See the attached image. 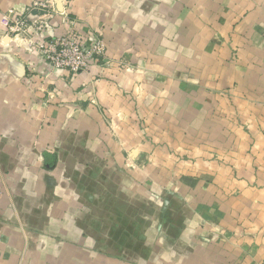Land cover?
Returning a JSON list of instances; mask_svg holds the SVG:
<instances>
[{
    "label": "crops",
    "instance_id": "obj_1",
    "mask_svg": "<svg viewBox=\"0 0 264 264\" xmlns=\"http://www.w3.org/2000/svg\"><path fill=\"white\" fill-rule=\"evenodd\" d=\"M33 1L0 0V19ZM55 5L80 38L104 32L113 65L68 75L0 41V264H248L264 240L246 230L264 225V0Z\"/></svg>",
    "mask_w": 264,
    "mask_h": 264
},
{
    "label": "built area",
    "instance_id": "obj_2",
    "mask_svg": "<svg viewBox=\"0 0 264 264\" xmlns=\"http://www.w3.org/2000/svg\"><path fill=\"white\" fill-rule=\"evenodd\" d=\"M26 13L36 15L35 20L30 21ZM56 14L65 17V23L69 26L65 34H55L52 31L50 20ZM3 17L5 21L1 22L5 26L4 31L16 34L9 37L14 45L42 55L52 69L76 75L88 71L93 65H101L107 61L106 44L95 34L101 31H92L88 39L80 38L75 32L76 20L69 18L67 14L59 13L53 0L33 1L26 10L11 8ZM32 29L36 32L45 30L44 38L36 37ZM35 77L32 71L29 78L32 81Z\"/></svg>",
    "mask_w": 264,
    "mask_h": 264
},
{
    "label": "rangeland",
    "instance_id": "obj_3",
    "mask_svg": "<svg viewBox=\"0 0 264 264\" xmlns=\"http://www.w3.org/2000/svg\"><path fill=\"white\" fill-rule=\"evenodd\" d=\"M36 1V0H35ZM53 2H55V0H53ZM56 6V5H55ZM29 7V6H28ZM27 7V8H28ZM11 8H14V9H20V10H23L22 8H20V7H17L16 5H12V6H10L9 8H8V10L9 9H11ZM24 10H26V9H24ZM6 13V12H5ZM5 13H3V15L1 16V19H0V21H2V22H4L5 21V19H3L4 17V15H5ZM1 22V23H2ZM98 30H100L101 32H96L95 34H98L99 36H100V38L101 39H103L104 40V42H105V44H106V40H105V36H104V32L101 30V29H98ZM12 37V36H16V34H14L13 35V33H8V32H6V31H0V40H3V43H5L6 41V38L8 39L9 37ZM14 38V37H13ZM105 58L107 59V61H105L103 64H99V65H95V66H100V67H111L112 65H113V61H112V59H110V57H108V55H107V44H106V55H105ZM118 63V66L119 67H121V69H127L130 65H129V63H127V62H123V61H119V62H117ZM138 83H140V82H138ZM202 90H206V91H208L209 90V88H208V86L207 85H205V84H203L202 86ZM137 96V97H136ZM135 96V102H137V103H139V102H141V103H143V101H144V96L143 95H139V94H137ZM109 116H107V114H106V119L108 118ZM140 117H143V116H140ZM109 119V118H108ZM108 126H109V131L112 133V135L113 134H116V130H117V128L116 127H114L113 125H112V122H111V119H109V123H108ZM188 126V128H183V129H181V130H186V129H188L189 131H191L192 132V130L194 131V129L192 128V126H189V125H187ZM116 129V130H115ZM140 130H141V132L139 133V134H143V127L142 126H140ZM196 130V129H195ZM191 132H190V135H191ZM199 134H200V139H202V140H207L208 138H207V136H208V134H209V132H208V129H206V128H201V129H199ZM206 146H209V143H206ZM198 148V147H197ZM196 148V149H197ZM198 151H199V153H201L202 155H203V153H204V151L202 150V149H200V148H198ZM190 160H192L191 158H189ZM124 166H125V168H136V169H138L139 170V168L141 167V165L140 164H138L136 161H134V160H131V159H127L126 161H125V164H124ZM213 229H215V228H213ZM246 230H248V231H254V232H256V233H260V234H262V237L264 238V225H262V224H260V225H258L257 227H253V229L251 230V229H249V228H246ZM253 245H257L259 248L258 249H256L257 251H259V252H257V253H259V254H257V256H255V252L254 253H250V251L248 252V256H245L244 258H245V262H247L248 264H264V240H260V242L257 244L256 243V241L253 243ZM256 257H258V258H256Z\"/></svg>",
    "mask_w": 264,
    "mask_h": 264
}]
</instances>
